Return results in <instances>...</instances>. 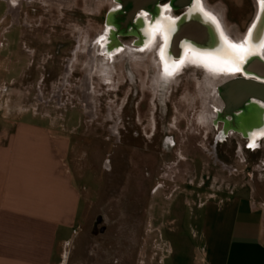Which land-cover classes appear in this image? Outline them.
<instances>
[{
    "label": "rangeland",
    "instance_id": "rangeland-1",
    "mask_svg": "<svg viewBox=\"0 0 264 264\" xmlns=\"http://www.w3.org/2000/svg\"><path fill=\"white\" fill-rule=\"evenodd\" d=\"M16 1L19 6L24 1L23 27L15 39L8 37L7 52H0V107L10 122H30L33 114L54 127L55 140L69 142L63 169L81 198L71 244L83 250L76 264H200L203 252L210 261L213 225L203 221L208 207H198L212 189L244 176L257 189L264 185V140L255 146L232 139L219 144L221 159L239 177L220 174L208 154L220 125L212 128L214 117L202 92L213 96V113L220 110L216 90L226 81L225 73L186 62L173 79L160 80L155 88L163 45L153 52V44L143 51L130 48L124 59L125 53H117L111 61L94 49L97 59L90 70L89 55L103 38L112 0ZM203 1L208 13L222 16L232 40L247 31L255 16L256 0ZM4 12L0 3V16ZM102 66L109 68L107 77ZM235 142L241 145L240 160L231 155L239 149Z\"/></svg>",
    "mask_w": 264,
    "mask_h": 264
},
{
    "label": "crops",
    "instance_id": "crops-1",
    "mask_svg": "<svg viewBox=\"0 0 264 264\" xmlns=\"http://www.w3.org/2000/svg\"><path fill=\"white\" fill-rule=\"evenodd\" d=\"M0 3L6 5L0 26L9 18L0 31L1 41L8 42H0V52L5 53L10 47L8 37L15 39L22 29V14L7 0ZM19 45L23 52L24 44L20 41ZM13 65L17 68L20 62ZM29 115L30 122H10L0 107V264H76L83 250L72 249L71 244L77 235L81 198L70 173L63 169L69 142L55 140L54 127ZM217 141L212 140L208 154L219 164V173L228 179L239 177L233 165L221 159ZM235 145L239 149L231 155L238 160L242 149L239 143ZM263 190L264 185L257 189L245 176L243 181L212 189L198 208L208 207L203 221L213 225L215 253L208 261L203 252L200 264H264Z\"/></svg>",
    "mask_w": 264,
    "mask_h": 264
},
{
    "label": "water",
    "instance_id": "water-1",
    "mask_svg": "<svg viewBox=\"0 0 264 264\" xmlns=\"http://www.w3.org/2000/svg\"><path fill=\"white\" fill-rule=\"evenodd\" d=\"M120 12L109 13L106 24L119 30L112 34L111 40L116 44V36H130L138 39L139 43L148 40L143 33L142 19H135L138 11L149 15V23L162 22L168 36V57L179 59L185 48L223 54H232L231 49L218 36L216 26L207 20L203 14L190 10L171 25L163 22L156 0H119ZM194 0H171L172 10L190 9ZM134 20L136 23H134ZM131 31L128 33L127 28ZM264 34V10L255 21L251 30L250 40L257 44ZM117 45V44H116ZM222 55V56H223ZM240 72L243 76L229 78L217 87V96L222 107L216 111L215 122L223 124V136L228 131L247 133L264 129V59L258 54H252L242 59Z\"/></svg>",
    "mask_w": 264,
    "mask_h": 264
},
{
    "label": "flooded vegetation",
    "instance_id": "flooded-vegetation-1",
    "mask_svg": "<svg viewBox=\"0 0 264 264\" xmlns=\"http://www.w3.org/2000/svg\"><path fill=\"white\" fill-rule=\"evenodd\" d=\"M7 1L9 2V4L12 7L18 8L19 3L17 5L16 0H7ZM118 1L119 0H112L111 1L112 8L109 11H107L106 15H105L103 38L100 40V42L96 41L94 43V45H96L95 49H97V48L100 49L99 50V52L101 53L100 56H103V54H105L106 61H111L112 57L115 54L120 53V52H124L126 55H130V48L137 49L139 51H143L145 48H148L150 46V44H154L156 39L159 38V45H163L162 50H161V53L163 55V61L160 58L158 60V62H159V66H160V71L162 69L161 76L163 78H166V79L172 78L171 76H174V72L176 69L182 67L184 65V63H186V62H187V64H189L193 61L194 62L195 61L202 62V64L206 68V70H211L212 72H223V73H225L226 78H228V79L243 76L242 73L240 72V65H239L240 64L239 62H241L242 60H239V62H238L239 71L227 72L226 67H224L225 64L222 63V61H227V57L223 54H222L223 55L222 56L221 54H213L211 52H204V51L194 50V49H190V48H185L184 53H185V51L187 52L186 60H184L182 63L177 64L182 59L183 55L179 59H173L171 57H168V55H167V53H168L167 41L168 40L167 41L165 40V36H167V33L165 30L164 24L162 22H160V26L163 30L160 33L157 32V33H159V36L157 33L153 34L151 31H149V28H150V26H152V28L154 26H156L158 21L151 25L149 23L150 17L144 11H138L136 13L135 19L138 20L139 18H143L142 19V23H143V30L142 31L144 34L147 35L148 40H143L141 43H139L138 39L135 38V40L130 42V36H124V37L116 36L117 37L116 38V40H117L116 44L117 45L114 44L112 41H110L112 34L118 33L119 30L116 29L115 27L111 26V25H107L106 19H107V16L109 13L113 14V13L120 12L121 5L118 3ZM156 1H157V8L160 11V14L161 15L166 14L165 15L166 19L162 18L161 20L163 22H168V25H171V24H169V20L174 23L177 20H179L182 16H184L185 14H189L190 10H192V12H195V10L200 11L203 14V16L207 20H209L210 22H212V20L214 19V16H213V19H211L212 17L208 13V11L210 9L204 3V1L202 4V3H199L200 0H194L195 4H192L190 9H181V10H172V8L170 7L171 0H156ZM23 2L24 1H22L20 3V6L18 8V10L21 14H22V3ZM51 2L55 3V2H58V0H51ZM5 7H6V5H5ZM258 7H259V0H256V11H255L254 19H253L252 23L250 24L249 28L247 29V31L244 34L239 35L240 38H241V36H243V38L239 42L244 44L248 48H252V49L258 47L261 44L263 36H264V34H263L262 39L257 44H253V42L250 40L252 27L254 26L255 21L259 18L260 13L262 11V9L261 8L259 9ZM209 12H211V11H209ZM21 17L22 16H20V19H21ZM134 23H136L135 20H134ZM20 26L23 27V25H20ZM36 28H38V26ZM130 31H131V28L128 27L127 32L129 33ZM217 31H218V36L221 34L219 37L223 38V36H222L223 31L221 32V28L217 29ZM167 39H168V36H167ZM151 40H154V42L151 43L150 42ZM157 47H158V45H157ZM157 47H156V49H157ZM91 54H92V50H91ZM252 54H258V53H252ZM252 54H250V55H252ZM258 55L262 57V54H258ZM190 56H192V57H190ZM74 57H75V54H74ZM208 58H212L215 62H212V63L209 62ZM134 61H137V60H134ZM90 62H91V59L89 60V69L92 70ZM162 65L164 66L163 68H162ZM166 67H167V72L165 71ZM183 69H185V68H183ZM89 72H91V71H89ZM103 75H105L106 77L108 76L107 74H104V73H103ZM216 111H218V110H216ZM216 111L214 112V114L212 113V115H213L212 117H214V119L212 121V128L217 129L218 128L217 126L220 125V128L216 134L217 136H215L213 138L215 140H218L217 141L218 145L225 142L227 139L242 140V141L248 142V143L251 142V144H253V146H255V143H256L255 141L253 142V140H256V141L264 140V129L259 130V131H254L252 133H247L248 137L242 135L241 133H237V132H233V131H228L223 136V124L221 122H215ZM256 134H259L260 136L258 138H255Z\"/></svg>",
    "mask_w": 264,
    "mask_h": 264
},
{
    "label": "bare ground",
    "instance_id": "bare-ground-1",
    "mask_svg": "<svg viewBox=\"0 0 264 264\" xmlns=\"http://www.w3.org/2000/svg\"><path fill=\"white\" fill-rule=\"evenodd\" d=\"M17 3V5H18V1L16 2ZM199 3H202L203 4V0H200L199 1ZM203 7V6H202ZM259 9L261 8L260 7V3H259V7H258ZM17 9V8H16ZM210 14V13H209ZM166 15V14H165ZM165 15H161V17L163 18V19H166V17H165ZM210 16L212 17L211 19H213V15L212 14H210ZM219 16V15H218ZM215 19V20H214ZM214 19L212 20V23L216 26V28L217 29H219V28H221V32H222V36H223V38L222 37H220L222 40H223V42L228 46V44H237V45H240V44H242V43H240L239 41H241V39L243 38V36H241V38L239 37V35H237V39L236 40H232L230 37H229V30L225 27V25H224V22L222 21V16H220L219 17V19H217L216 17H214ZM168 23V22H167ZM169 24H173V22L172 21H170L169 20ZM153 34L154 33H157V32H162V30H156L155 29V26L153 27V30L151 31ZM221 35V34H220ZM219 35V36H220ZM157 45H159V38H157L156 39V41L154 42V44H153V46L151 47V51H153V52H155V50H156V47H157ZM95 47H96V45H95ZM95 47H92V54H90L89 56H90V59H91V62H90V65H91V69L93 70V67H94V65L96 64V62H95V59H97L95 56H93V52H95L94 51V49H95ZM245 47H247V46H245ZM229 48V47H228ZM251 52L247 55V56H249L250 54H252V53H258V54H262V57L264 58V36H263V39H262V42H261V44L258 46V47H256V48H254V49H252L251 48ZM231 52H232V49H231ZM124 53V52H123ZM146 53V52H145ZM131 54V53H130ZM136 56V55H135ZM95 57V58H94ZM120 57V56H119ZM126 57V54L122 57V59H124ZM186 57H187V52L185 51V53H183V56H182V59L180 60V62H178L177 64H179V63H182L184 60H186ZM132 60L134 61V60H137L136 58H132ZM208 60H209V62H215L212 58H208ZM239 60H241V59H239V58H237V57H235L234 56V54H233V52H232V54H229L228 56H227V61H234V63H232V64H225L224 65V67H226V71L227 72H230L231 70H230V68H232V67H237L238 68V62H239ZM220 61V60H219ZM221 62V61H220ZM103 63V62H102ZM105 63V62H104ZM178 66V65H177ZM103 67V66H102ZM106 67V66H105ZM105 67H103V72L102 73H104V74H109V72H108V70H109V68L107 67V68H105ZM109 67H111V66H109ZM160 67V66H159ZM157 68V67H156ZM209 74V73H208ZM211 74V73H210ZM210 76V75H209ZM208 77V76H207ZM170 79H173V78H169V79H166V78H163L162 76H161V73L159 74V72H157V73H155V77L153 78V80H154V82H153V86L155 87V88H158L159 87V81L160 80H162V81H164V82H166V80L168 81V80H170ZM211 79H215V77H211ZM228 78H225L224 80H227ZM224 82V81H223ZM217 86V85H216ZM163 87H164V85H163ZM217 93V92H216ZM202 94H203V100H204V102L206 101L207 103H208V106H207V109H208V115H210L211 117L213 116L212 115V113H213V110H212V106H214V99H213V96H210L209 95V91H205V92H202ZM215 96V95H214ZM214 114V113H213ZM260 135L259 134H256V136H255V138H258ZM256 142V140H253V142Z\"/></svg>",
    "mask_w": 264,
    "mask_h": 264
},
{
    "label": "snow or ice",
    "instance_id": "snow-or-ice-1",
    "mask_svg": "<svg viewBox=\"0 0 264 264\" xmlns=\"http://www.w3.org/2000/svg\"><path fill=\"white\" fill-rule=\"evenodd\" d=\"M259 3H260V7L262 10H264V0H259ZM155 29L156 30H163L160 26V22L158 21L157 22V25L155 26ZM153 28L152 26H150L149 28V31H152ZM165 40L167 41V36H165ZM228 47L230 49H232V52L234 54L235 57L239 58V59H244L252 50L251 48H248V47H245L244 44H240V45H237V44H228ZM222 63L224 64H232L234 63V61H222ZM231 71H239V68L237 67H232L230 68ZM165 71L167 72V67L165 69ZM252 145L250 144L249 147H251Z\"/></svg>",
    "mask_w": 264,
    "mask_h": 264
}]
</instances>
